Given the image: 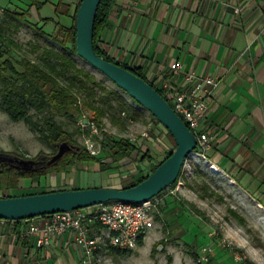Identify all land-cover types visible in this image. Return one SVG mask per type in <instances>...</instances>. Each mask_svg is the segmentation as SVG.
<instances>
[{"label": "crops", "instance_id": "1", "mask_svg": "<svg viewBox=\"0 0 264 264\" xmlns=\"http://www.w3.org/2000/svg\"><path fill=\"white\" fill-rule=\"evenodd\" d=\"M96 44L114 63L138 70L161 94L186 90L185 75L191 71L197 78L217 79L219 87L199 125L213 135L211 148L203 155L192 153L242 188L254 186L253 180L263 185L264 1L114 0ZM173 63L178 64L175 72L170 69ZM138 148L131 157L138 162L121 161L101 184L70 176L76 174L74 166L67 170L70 174L42 178L44 192L121 188L119 178L150 159L147 147ZM129 161V167H121ZM90 164L99 170L97 163ZM22 227L20 222L0 220V264H82L70 236L35 249L33 237H20Z\"/></svg>", "mask_w": 264, "mask_h": 264}, {"label": "rangeland", "instance_id": "2", "mask_svg": "<svg viewBox=\"0 0 264 264\" xmlns=\"http://www.w3.org/2000/svg\"><path fill=\"white\" fill-rule=\"evenodd\" d=\"M37 1L42 3L39 10L32 6L33 0H0V34L14 44L7 48L8 53L3 59H10L19 71L22 70L21 59L38 62L43 48L70 55L68 50L63 51L34 27L49 34L56 31L57 25L69 26L73 7L79 0L70 1L69 16L54 12L58 0ZM3 9L8 13L5 14ZM12 12H25L26 21L15 18ZM70 56L79 68L87 70L106 90L116 92L126 102L125 106H120L108 96L102 101L100 98L104 93L96 87L92 88L91 95L88 90L75 89L82 102L81 112L90 120L94 118L92 107L103 111V117L97 123L101 130V138L96 140L98 146H101L102 136L106 135L112 139H129L136 146L149 149L148 162L141 166L135 164L136 169L119 178L121 188L134 184L138 178L149 174L154 162L172 149L173 140L164 127L154 123L146 110L110 80L77 55ZM28 113L34 120L42 122V116L34 110L29 109ZM55 122L72 134L77 142L76 149H83V133L72 119L60 116ZM152 128L159 134H153ZM0 152L12 158L32 159L48 155L51 149L22 121L13 122L0 111ZM193 153L186 158L178 181L152 198L155 204L153 227L146 232L142 245L131 250L103 249L95 256L93 264H264V183L259 185L258 180H253L255 185L247 186L246 190L217 169L213 170L211 162ZM128 165H131L130 161L122 162L121 167ZM98 169L90 163L84 167L78 164L73 171L76 174H67L101 184L108 172L101 171L99 166ZM40 182V186L32 188L29 181H25L8 194L22 196L44 192L47 186L44 181ZM253 190L259 194H253ZM203 248L206 252H202Z\"/></svg>", "mask_w": 264, "mask_h": 264}, {"label": "trees", "instance_id": "3", "mask_svg": "<svg viewBox=\"0 0 264 264\" xmlns=\"http://www.w3.org/2000/svg\"><path fill=\"white\" fill-rule=\"evenodd\" d=\"M70 1L58 0L54 5V12L69 16ZM80 1L73 7L72 21L69 26L57 25L56 31L49 34L40 27H34L38 33L47 36L63 51L68 50L70 55L75 56V16ZM113 1L100 0L92 31L95 53L109 62L113 61L102 53L96 43L101 26ZM32 6L34 9L39 10L42 3L33 0ZM3 11L5 14L8 13L7 9H3ZM12 16L26 21L25 12H12ZM0 42V111L5 113L13 122L22 121L31 131L36 132L38 137L51 149L48 155H39L32 159L12 158L0 152V192L3 193L0 198L14 197V195L5 193L20 188L22 182L29 181L30 187L36 188L40 180L48 174L67 172V170L78 164L97 163L101 171L109 172L116 170L121 161L137 155L139 148L129 139H112L103 135L99 155L91 156L84 148L76 149L77 142L73 139L72 134L55 122V118L60 116L68 117L75 122L73 113L80 112L82 107L80 96L75 92L77 88L88 90L89 95H91L92 88L96 87L104 93L100 98L102 101L108 96L112 100L118 101L120 106H125L126 102L116 92L106 90L92 74L83 68H79L74 58L53 48H43L38 56V62L21 59L19 64L22 70L19 71L10 59H3V56L8 53L7 48L14 45L13 42L6 39L2 34H0ZM120 66L146 81L138 70ZM150 86L152 85L150 84ZM155 90L162 96L158 89ZM166 101L168 102V100ZM107 105L110 107V104ZM29 109L42 116L41 123L33 119L32 115L28 113ZM92 109H94L93 120L100 123L103 111L99 108L92 107ZM152 120L154 123H158L153 117ZM174 148L173 141L172 149L150 167L149 174L138 178L134 184L126 187L146 179L171 154ZM144 156H147V154H144ZM179 176L173 184L178 181ZM258 204L261 203L258 202ZM138 245H142V239L139 240Z\"/></svg>", "mask_w": 264, "mask_h": 264}, {"label": "built area", "instance_id": "4", "mask_svg": "<svg viewBox=\"0 0 264 264\" xmlns=\"http://www.w3.org/2000/svg\"><path fill=\"white\" fill-rule=\"evenodd\" d=\"M170 69L177 71L178 64H171ZM185 79L189 83L186 90L162 94V97L168 100L171 109L194 135V152L203 155L211 148L214 138L207 129L199 128V125L205 118L208 103L215 95L219 83L212 76L197 78L192 71L185 75ZM73 114L78 130L83 133V148L89 155L98 156L100 146L96 140L101 138L98 124L81 111ZM152 133L159 134V131L152 128ZM2 194L0 192V196ZM154 207L151 199L139 203L111 201L70 212L20 220L18 222L23 224L20 237H33L34 248L41 249L51 247L57 237L66 234L80 251L81 263L93 264L95 256L103 249L136 248L139 240L153 227ZM202 252H206V249L203 248Z\"/></svg>", "mask_w": 264, "mask_h": 264}, {"label": "water", "instance_id": "5", "mask_svg": "<svg viewBox=\"0 0 264 264\" xmlns=\"http://www.w3.org/2000/svg\"><path fill=\"white\" fill-rule=\"evenodd\" d=\"M99 2L80 1L75 16L76 55L155 118L170 134L175 148L146 179L130 187L70 189L0 198V220L20 221L111 201L139 203L150 200L176 181L186 158L196 147L194 135L149 83L95 53L92 31Z\"/></svg>", "mask_w": 264, "mask_h": 264}, {"label": "bare ground", "instance_id": "6", "mask_svg": "<svg viewBox=\"0 0 264 264\" xmlns=\"http://www.w3.org/2000/svg\"><path fill=\"white\" fill-rule=\"evenodd\" d=\"M212 169L215 170L214 167Z\"/></svg>", "mask_w": 264, "mask_h": 264}]
</instances>
